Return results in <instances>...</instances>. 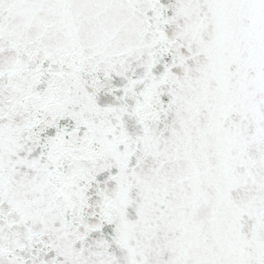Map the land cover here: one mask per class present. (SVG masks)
<instances>
[{
  "label": "snow or ice",
  "instance_id": "snow-or-ice-1",
  "mask_svg": "<svg viewBox=\"0 0 264 264\" xmlns=\"http://www.w3.org/2000/svg\"><path fill=\"white\" fill-rule=\"evenodd\" d=\"M0 264H264V0H0Z\"/></svg>",
  "mask_w": 264,
  "mask_h": 264
}]
</instances>
